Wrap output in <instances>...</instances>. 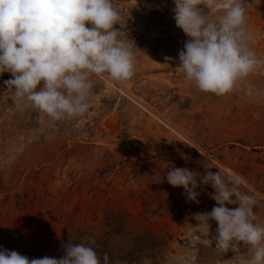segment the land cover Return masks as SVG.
Wrapping results in <instances>:
<instances>
[{
    "label": "rangeland",
    "instance_id": "374dc122",
    "mask_svg": "<svg viewBox=\"0 0 264 264\" xmlns=\"http://www.w3.org/2000/svg\"><path fill=\"white\" fill-rule=\"evenodd\" d=\"M244 2L250 46L264 57V0ZM113 5L123 24L116 27L136 42L135 74L124 84L93 75L82 116L53 121L18 108L4 85L11 73L0 75V248L20 253L76 229L102 234L124 218L128 238L149 230L163 239L157 259L139 264H239L251 253L243 242L238 253L215 248L216 221L208 237L200 234L206 226L195 214L217 205L214 189L201 185L199 202L189 201L166 174L218 166L241 175V191L259 202L255 223L264 225V70L223 96L202 92L178 67L188 37L173 0Z\"/></svg>",
    "mask_w": 264,
    "mask_h": 264
},
{
    "label": "clouds",
    "instance_id": "9594fccd",
    "mask_svg": "<svg viewBox=\"0 0 264 264\" xmlns=\"http://www.w3.org/2000/svg\"><path fill=\"white\" fill-rule=\"evenodd\" d=\"M176 26L188 39L179 51L185 78L205 93H231L253 72L264 70V57L251 48L244 0H173ZM113 0H0V75L17 107L31 108L53 121L85 114L93 87L91 77L107 76L124 84L135 74L133 38L125 37ZM88 24L91 27L87 26ZM166 57V60H171ZM209 167H206V169ZM201 173L172 166L167 182L182 186L187 200L199 202L201 185H210L217 202L197 213L201 236L217 222L215 248L251 253L239 264H264V225L255 223L258 200L241 191L244 178L218 167ZM238 205L229 208L226 205ZM94 243V242H93ZM89 243H68L61 258H29L0 248V264H109Z\"/></svg>",
    "mask_w": 264,
    "mask_h": 264
},
{
    "label": "trees",
    "instance_id": "16d2710c",
    "mask_svg": "<svg viewBox=\"0 0 264 264\" xmlns=\"http://www.w3.org/2000/svg\"><path fill=\"white\" fill-rule=\"evenodd\" d=\"M110 216L112 213L107 217L110 218ZM125 225L123 218V222L109 224V231L102 234L92 232L89 228L76 229L66 239L36 245L33 249L23 250L20 254L30 259L44 256L61 258L66 244L84 242L96 249L101 261H103V255L107 253L110 258L109 264H139L145 259H151L154 262L161 254L163 239L149 230L128 238L124 230Z\"/></svg>",
    "mask_w": 264,
    "mask_h": 264
}]
</instances>
